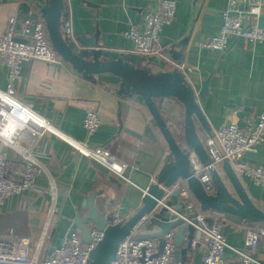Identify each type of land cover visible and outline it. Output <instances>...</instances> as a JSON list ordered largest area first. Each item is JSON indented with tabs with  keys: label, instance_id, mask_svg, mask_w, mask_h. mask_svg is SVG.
I'll return each instance as SVG.
<instances>
[{
	"label": "crops",
	"instance_id": "obj_1",
	"mask_svg": "<svg viewBox=\"0 0 264 264\" xmlns=\"http://www.w3.org/2000/svg\"><path fill=\"white\" fill-rule=\"evenodd\" d=\"M156 1L65 0L62 33L75 43L80 38L98 35L104 50L135 54L134 43L126 32L143 23L144 15L154 9ZM174 1L175 19L160 33L166 59L138 55L139 66L155 74L182 70L196 93L211 77L205 102H200L211 134L224 124L238 125L242 119L243 122L257 119L264 111V42L232 38L225 52L204 49L200 43L218 34L223 25L228 0ZM47 3L48 0H0V38L11 16L40 15L39 6ZM77 48L83 50L84 47L78 45ZM21 75L16 84L18 98L46 119L58 134H46L33 150L45 169L35 179L34 189L11 196L0 205V235L14 234L39 240L53 210L49 224L52 236L47 251L40 255L43 259L52 248L62 244L68 233L79 231L82 238V231L74 220L78 213L81 218L88 215V209L82 208V204L92 193H97L95 205L104 216L113 217L116 210L121 212L124 221L134 216L143 205L144 190L154 183L165 164L169 149L142 99L122 95L116 76L97 75L87 80L64 61L53 64L40 60L24 63ZM7 76L8 68L0 54L2 91L8 86ZM157 105L174 136L183 143L182 104L167 98ZM90 109H94L101 120L92 137L83 125ZM199 134L205 145L209 135L201 129ZM64 138L86 143L91 148L106 147L120 162L128 164L127 179L83 156ZM22 147L27 148L28 144L22 143ZM7 152L8 175L14 178L23 162L12 149ZM242 161L264 167V142L245 153ZM242 183L253 203L264 210V186L249 179ZM172 199L177 203L176 197ZM226 215L229 220L222 231L228 244L245 248V221ZM88 225L94 229L91 222ZM201 256L195 253L192 264H200ZM257 256L264 264V245ZM225 258H235L229 248L225 250ZM189 261L191 263V259Z\"/></svg>",
	"mask_w": 264,
	"mask_h": 264
},
{
	"label": "built area",
	"instance_id": "obj_2",
	"mask_svg": "<svg viewBox=\"0 0 264 264\" xmlns=\"http://www.w3.org/2000/svg\"><path fill=\"white\" fill-rule=\"evenodd\" d=\"M264 13V0H228L223 25L218 34L206 37L201 43L204 49L225 52L232 38H242L249 42H264V27H259V18ZM176 16L174 0H157L153 10L144 15L140 26H132L126 36L134 43L133 52L146 58L166 59L160 43L162 28L171 23ZM0 54L8 68V86L0 90V205L14 195H22L35 187V179L45 171L33 150L46 134L58 133L53 126L17 96L16 84L21 80L24 63L40 60L53 64L62 63L61 57L53 49L46 23L41 15L28 17L11 16L3 36L0 38ZM182 69L184 67L182 66ZM180 71V70H179ZM182 71V70H181ZM183 73V71H182ZM84 128L89 137L98 131L101 120L94 109L86 112ZM83 156L100 163L116 176L126 180L128 164L120 162L106 147L91 148L86 143L64 138ZM264 142V111L257 119H247L244 127L236 123L224 124L208 136L205 148L211 159V166L222 173V165L228 162L238 178L249 179L258 186H264V167L250 165L242 161L243 155L253 151ZM27 143L28 147H22ZM12 149L22 159L23 166L17 177L8 175V152ZM194 176L200 180L205 191L212 195L215 185L208 172L194 152L190 153ZM156 180L154 181V183ZM178 192L177 203L172 199ZM146 193L144 190L143 195ZM173 200L174 205H168ZM181 204L184 214L175 205ZM169 214L167 223L178 218L194 228L192 238L189 231L184 232L181 248L176 245V231L171 230L162 237L138 239L135 234L153 226L152 219L163 212ZM44 225L39 240H30L10 234L0 235V263L5 264H88L91 251L102 241L104 232L92 229L91 242L84 244L79 231L68 233L62 244L54 247L43 259L41 253L47 251L52 232L50 219ZM192 215L187 218L186 215ZM173 217H176L173 218ZM229 217L221 212L203 210L190 191L187 179H179L165 190V194L149 213L140 218L131 230V235L120 242L116 258L110 264H192V257L200 253V264H261L257 253L264 245V224L245 221V248L231 247L222 228ZM121 212L116 210L111 224L124 223ZM198 233L200 237L198 238ZM161 239L164 246L161 250ZM232 250L234 259L225 258V250ZM185 254L176 259L177 250ZM184 258V259H182ZM191 259V263L189 261Z\"/></svg>",
	"mask_w": 264,
	"mask_h": 264
},
{
	"label": "water",
	"instance_id": "obj_3",
	"mask_svg": "<svg viewBox=\"0 0 264 264\" xmlns=\"http://www.w3.org/2000/svg\"><path fill=\"white\" fill-rule=\"evenodd\" d=\"M39 8L40 15L46 23L51 45L61 59L87 80H93L95 76L105 74L118 77L120 93L124 96L136 95L142 99L169 149V155L156 182L146 189L142 197V207L126 222L111 224L112 217L104 216L95 205L97 193H92L85 199L82 208L88 209V215L81 218L78 213L74 220L76 226L82 231V241L85 244L91 242L92 227L88 225L90 222L95 230L104 232L102 241L91 251L88 264H110L115 260L120 242L131 235L135 223L149 214L162 199L165 190L179 179H187L190 191L203 210H213L245 221L264 224V210L253 203L231 165L224 162L222 173L211 166V159L199 134V129L209 136L212 132L200 106V102H205L211 77L202 83L201 90L196 93L185 75L178 69L171 72L152 73L149 69L139 66L140 59L137 54L104 50L100 46L98 35H93L89 39L80 38L77 43L70 41L61 29L65 0H48L45 6H39ZM258 25L264 27V13L259 18ZM77 44L84 47L83 50L78 49ZM157 98H171L182 104L184 108L183 143L174 136L163 117L155 100ZM238 125L240 128L244 127L243 119ZM191 152L197 155L204 166H208L209 175L215 185L214 194H208L200 180L194 176V168L190 161ZM178 195V192H174L173 196ZM168 205H174L173 200H170ZM175 206L180 214H184L181 204ZM163 215L164 217L162 214L156 215L152 219L153 226L135 234V237L138 239L162 237L171 230L177 229L176 245L181 248L184 232L188 230L189 238H192L194 228L187 227L182 218H178L173 223H167L165 219L169 214L164 211ZM186 217L192 218V215L187 214ZM173 218L176 219V217ZM197 236L199 238L200 234ZM163 246L164 240L161 239V250ZM185 252L184 249L177 250L176 259H180Z\"/></svg>",
	"mask_w": 264,
	"mask_h": 264
},
{
	"label": "trees",
	"instance_id": "obj_4",
	"mask_svg": "<svg viewBox=\"0 0 264 264\" xmlns=\"http://www.w3.org/2000/svg\"><path fill=\"white\" fill-rule=\"evenodd\" d=\"M162 99H164V98H157V99H155V100H156V103H158V102L161 101Z\"/></svg>",
	"mask_w": 264,
	"mask_h": 264
},
{
	"label": "bare ground",
	"instance_id": "obj_5",
	"mask_svg": "<svg viewBox=\"0 0 264 264\" xmlns=\"http://www.w3.org/2000/svg\"><path fill=\"white\" fill-rule=\"evenodd\" d=\"M72 143H75L74 141H71Z\"/></svg>",
	"mask_w": 264,
	"mask_h": 264
},
{
	"label": "rangeland",
	"instance_id": "obj_6",
	"mask_svg": "<svg viewBox=\"0 0 264 264\" xmlns=\"http://www.w3.org/2000/svg\"><path fill=\"white\" fill-rule=\"evenodd\" d=\"M199 235V234H198Z\"/></svg>",
	"mask_w": 264,
	"mask_h": 264
}]
</instances>
